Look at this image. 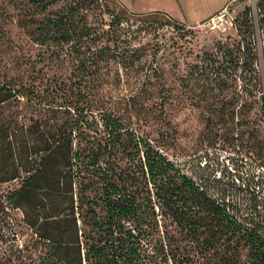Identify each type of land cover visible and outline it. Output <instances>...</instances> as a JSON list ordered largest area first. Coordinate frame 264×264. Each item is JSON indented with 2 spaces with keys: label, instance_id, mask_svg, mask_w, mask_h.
Listing matches in <instances>:
<instances>
[{
  "label": "trees",
  "instance_id": "1",
  "mask_svg": "<svg viewBox=\"0 0 264 264\" xmlns=\"http://www.w3.org/2000/svg\"><path fill=\"white\" fill-rule=\"evenodd\" d=\"M8 5L40 55L72 66L62 78L20 72L16 60L15 72L0 75V184L21 180L5 202L42 244L33 264H264V139L247 102L264 88V0L255 3L262 71L245 22L247 38L218 42L181 77L187 91L211 100L200 108L209 147L217 138L240 144L244 131L251 137L238 148L252 152L249 160L224 162L207 151L170 159L174 129L163 102L149 100L151 89H165L155 62L171 39L165 26H182L114 0ZM8 34L0 25L1 44ZM128 80L148 99L129 96L128 106L104 95L105 85ZM11 103L26 123L6 119ZM257 111L264 120L263 103Z\"/></svg>",
  "mask_w": 264,
  "mask_h": 264
},
{
  "label": "rangeland",
  "instance_id": "2",
  "mask_svg": "<svg viewBox=\"0 0 264 264\" xmlns=\"http://www.w3.org/2000/svg\"><path fill=\"white\" fill-rule=\"evenodd\" d=\"M256 0H114L115 8L124 7L134 13L155 12L157 17L174 22L182 26L181 30H175L166 25V46L158 52L155 62L162 69L165 77V89L158 87L151 89L150 103L163 102L167 116L171 124L168 128L174 129L175 145L166 151L170 159H175L179 154L187 153L197 157L207 151L208 155L219 162L226 161L227 156L234 158L243 157L249 160L251 151L242 147L246 143H251V137L244 131L240 144H230L217 138L214 146L209 147L207 142V129L200 108L211 100H199L196 97V90L187 91L181 85V77L188 70L191 63L196 62L203 52H210L218 42H232L247 38L243 32V24L250 22L255 33V45L258 55L257 67L262 71L263 49L256 25ZM248 8V9H247ZM226 9L232 20V26L225 30H210L204 26L206 19L219 10ZM246 9V10H245ZM13 9L8 5V0H0V25H4L9 30L8 38L11 41L9 47L6 43H0V75L6 71L8 74L15 72L14 62H19L20 72L29 74L33 68L39 74L49 76L60 75L68 78L72 66L69 62L60 63L51 57L40 55L41 47L32 43L14 24ZM254 37V36H253ZM28 60V62L26 61ZM125 83L105 85L103 93L106 97H113V100L121 99L120 105L128 102V97L136 100L148 99V90L141 91L137 83ZM145 91V92H144ZM164 95V96H163ZM124 98V100L122 99ZM220 99L225 102L230 97ZM111 100V101H113ZM243 102V101H241ZM247 102L252 103L251 119H256L260 136L264 139V120L260 121L257 108L264 104V88L247 96ZM239 105V103H238ZM237 105V106H238ZM18 104L4 106L3 112L6 119L16 120L18 124L26 123L24 109ZM132 114V113H131ZM136 118L132 114V126H135ZM146 128V127H145ZM245 128V126H243ZM204 155V154H203ZM20 179L0 184V261L10 259L12 264H33L31 259H35L43 252L42 244L38 238L32 234L30 229L23 223L19 210L11 209L5 202L6 194L19 186ZM30 262V263H29Z\"/></svg>",
  "mask_w": 264,
  "mask_h": 264
},
{
  "label": "built area",
  "instance_id": "3",
  "mask_svg": "<svg viewBox=\"0 0 264 264\" xmlns=\"http://www.w3.org/2000/svg\"><path fill=\"white\" fill-rule=\"evenodd\" d=\"M204 26L210 30H225L232 26V20L228 11L222 9L210 15L206 19Z\"/></svg>",
  "mask_w": 264,
  "mask_h": 264
}]
</instances>
